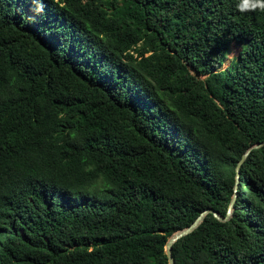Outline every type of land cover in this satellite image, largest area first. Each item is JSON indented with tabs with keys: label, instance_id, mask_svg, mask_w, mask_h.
<instances>
[{
	"label": "trees",
	"instance_id": "16d2710c",
	"mask_svg": "<svg viewBox=\"0 0 264 264\" xmlns=\"http://www.w3.org/2000/svg\"><path fill=\"white\" fill-rule=\"evenodd\" d=\"M234 195L174 264H264V0H0V264H168Z\"/></svg>",
	"mask_w": 264,
	"mask_h": 264
},
{
	"label": "water",
	"instance_id": "95a60500",
	"mask_svg": "<svg viewBox=\"0 0 264 264\" xmlns=\"http://www.w3.org/2000/svg\"><path fill=\"white\" fill-rule=\"evenodd\" d=\"M259 146H261V144L256 145V146L250 148L249 150H251L253 148H257ZM249 150H248V152H249ZM247 153L243 156V159L246 157ZM237 170H238V167H237ZM234 201H235V195L233 196L232 202H231L230 207L228 209L227 216L225 218L220 217L217 213H215V212H213L211 210H205L196 218V220L189 227H187V228H185L183 230H180V231L176 232L175 234H173L168 239V241H167V243L165 245V253H166V256H167V259H168V264H174V261H173L172 255H171V247H172V245L175 242H177L182 237H185V236L191 234L195 229H197L208 213L213 214L214 217L217 220L221 221V222L227 221L230 218V215H231V212H232V206H233Z\"/></svg>",
	"mask_w": 264,
	"mask_h": 264
},
{
	"label": "rangeland",
	"instance_id": "374dc122",
	"mask_svg": "<svg viewBox=\"0 0 264 264\" xmlns=\"http://www.w3.org/2000/svg\"><path fill=\"white\" fill-rule=\"evenodd\" d=\"M240 46L236 44H232L229 49V54L227 56V59L224 61L222 70L226 69L229 66L230 61L236 57L240 51Z\"/></svg>",
	"mask_w": 264,
	"mask_h": 264
}]
</instances>
